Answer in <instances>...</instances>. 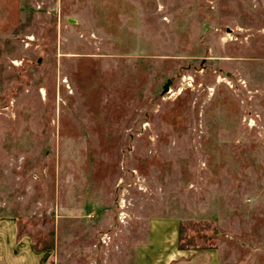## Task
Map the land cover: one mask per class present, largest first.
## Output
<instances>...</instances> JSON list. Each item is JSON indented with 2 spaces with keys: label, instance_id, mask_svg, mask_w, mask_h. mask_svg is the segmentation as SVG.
Masks as SVG:
<instances>
[{
  "label": "rangeland",
  "instance_id": "obj_1",
  "mask_svg": "<svg viewBox=\"0 0 264 264\" xmlns=\"http://www.w3.org/2000/svg\"><path fill=\"white\" fill-rule=\"evenodd\" d=\"M176 222L264 264V0H0V258L124 264Z\"/></svg>",
  "mask_w": 264,
  "mask_h": 264
},
{
  "label": "crops",
  "instance_id": "obj_2",
  "mask_svg": "<svg viewBox=\"0 0 264 264\" xmlns=\"http://www.w3.org/2000/svg\"><path fill=\"white\" fill-rule=\"evenodd\" d=\"M0 264H32L30 259L0 258ZM124 264H217L210 250H190L180 247L178 222L170 225H152L148 240L132 251L131 261Z\"/></svg>",
  "mask_w": 264,
  "mask_h": 264
}]
</instances>
